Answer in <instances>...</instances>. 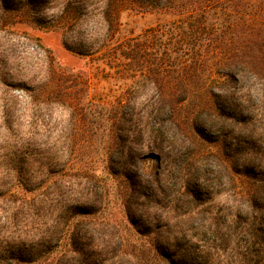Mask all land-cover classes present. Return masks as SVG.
Returning a JSON list of instances; mask_svg holds the SVG:
<instances>
[{
    "label": "trees",
    "instance_id": "obj_1",
    "mask_svg": "<svg viewBox=\"0 0 264 264\" xmlns=\"http://www.w3.org/2000/svg\"><path fill=\"white\" fill-rule=\"evenodd\" d=\"M52 1L0 0V24L8 13L17 18L36 14ZM60 5L53 18L63 27L65 46L97 56L133 82L104 118L111 122V133L97 141L110 172L125 181L122 199L134 229L144 238L152 237L133 241L119 229L106 231L98 221L84 218L99 212L104 194L96 193L98 203L89 201V188L99 181L66 154L77 145L66 131L85 125L76 111L87 81L58 68L52 52L40 44L42 79L29 78L18 86L6 83L1 104L0 264H264V173L257 174L249 190L232 189L233 203L212 204L202 222L187 229L182 224L187 213L153 216L151 211L160 203L153 196L166 194L168 169L161 162V168L151 171L147 161L154 154L138 153L131 146L139 134L165 136L157 119L165 106L181 135L193 140V130L179 110L194 90L210 115L236 121V114L225 109L226 99L234 97L229 84L245 74L264 84V0H103L91 9L82 0H62ZM126 5L177 18L144 37L115 40ZM89 25L93 28L87 33ZM260 89L257 96L264 98ZM19 103L33 110L24 114L31 117L26 133H16L26 128L14 116ZM57 107L69 117L54 118ZM39 110L51 117L49 121ZM98 116L103 118L101 111ZM153 119L155 124L149 126ZM199 120H193V129L206 138ZM38 121L45 127L61 124L62 134L44 140L31 133ZM241 148L244 156H253L256 144L243 140ZM204 178L203 172L191 174L169 200L171 207L186 199L194 207L188 213L196 212L206 193L201 187Z\"/></svg>",
    "mask_w": 264,
    "mask_h": 264
},
{
    "label": "rangeland",
    "instance_id": "obj_2",
    "mask_svg": "<svg viewBox=\"0 0 264 264\" xmlns=\"http://www.w3.org/2000/svg\"><path fill=\"white\" fill-rule=\"evenodd\" d=\"M102 1L82 0L89 9L101 5ZM61 3L62 0H53L40 12L23 13L21 18L14 17V13H8L5 22L0 24V122L2 99L7 96L4 93L7 88L6 83L18 86L29 78H37V81L42 79L44 62L40 44L52 52L56 66L65 70L67 75L74 73L86 79L87 91L83 94V101L76 111L77 117L84 118L85 125L72 131H66L72 134L69 136L77 143L75 148L68 149L66 154L72 156V162L90 169L97 176L99 186H90L89 201L98 203L97 200H100V197L96 193L103 192L104 195L103 207L99 212L84 218L87 221H98L106 231L107 227L113 230L119 229L124 237L137 241L143 236L134 229L123 204L122 194L125 181L110 172L109 160L104 154L105 150L97 141L98 138L106 139L111 133V122L104 118H108L107 113L111 105L133 82L129 78L116 74L105 61L97 56L83 55L65 46L63 27L53 18L54 12L61 6ZM176 18L177 16L172 14L151 12L136 5H126L119 15L115 40L122 41L135 36L144 37L150 29L164 26L170 21H175ZM88 27L86 28L87 33L90 32V28H93L92 25ZM260 88H264V84H261L252 74L240 75L236 82L229 84L228 89L234 92V97L226 99L228 102L225 103V109L229 114H236V121L210 115L209 113L212 112L209 106L205 102L201 104L199 94L195 90L192 91L190 98L185 101L179 111L182 119L188 122L193 130L194 141L181 135L169 120L170 108L168 106L160 108L157 116L158 124L164 130L165 136L154 139L147 134H139L132 138L131 146L135 151L141 154H154L147 161L151 171H155L157 166L161 168V162L168 169L164 176L166 194L153 196L160 202L157 208L151 211L153 216L161 218L164 215L187 213L184 215L182 224L189 229L191 225L195 226L202 222L201 217L212 204L222 207L227 200L233 203L234 198L230 195L232 189L237 187L239 190L247 191L251 187L250 183L255 181L254 178H259L257 174L264 173V98L258 97L256 93ZM55 110L57 111L54 118L69 117L64 114L66 112L62 107H57ZM39 111H42L41 116L44 115L49 121L51 117L44 114V110ZM98 111H101L103 118L98 116ZM31 112L33 110L26 109L22 103L14 109L16 120H20L23 127H26L16 133L27 132L28 121H31V117L24 114L31 115ZM195 118H200L198 122L206 138L199 136L193 129ZM153 124H155L154 119L149 126ZM60 127L61 124L45 127V123L38 121L33 125L31 133L41 135L44 140H51L62 134ZM165 129L168 133H165ZM243 140H252L256 144L253 156H244L241 148ZM43 146L45 147V141H43ZM3 152L0 147V170L4 167ZM197 171L205 173L201 187L203 192H206L197 203L198 210L196 209V212L191 214L188 213L191 207L192 210L194 207L186 199L177 200L178 207L172 208L169 200L175 198L174 193L177 189L184 186L186 179ZM230 175L234 176V181H231ZM261 190L264 194V187ZM90 231L95 234L99 232H95V229ZM151 237L152 235H147L145 238L151 239Z\"/></svg>",
    "mask_w": 264,
    "mask_h": 264
}]
</instances>
